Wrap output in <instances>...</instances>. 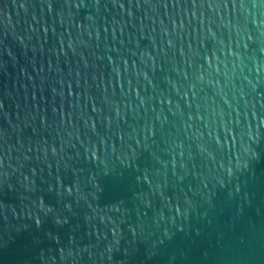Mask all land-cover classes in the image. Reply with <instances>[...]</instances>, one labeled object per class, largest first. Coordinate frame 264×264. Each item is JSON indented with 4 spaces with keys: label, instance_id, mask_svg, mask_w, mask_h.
Segmentation results:
<instances>
[{
    "label": "water",
    "instance_id": "obj_1",
    "mask_svg": "<svg viewBox=\"0 0 264 264\" xmlns=\"http://www.w3.org/2000/svg\"><path fill=\"white\" fill-rule=\"evenodd\" d=\"M0 264H264V0H0Z\"/></svg>",
    "mask_w": 264,
    "mask_h": 264
}]
</instances>
